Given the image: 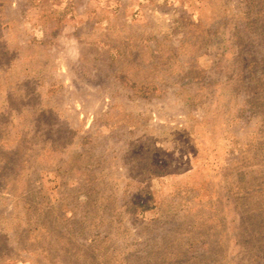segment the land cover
<instances>
[{
  "label": "rangeland",
  "instance_id": "374dc122",
  "mask_svg": "<svg viewBox=\"0 0 264 264\" xmlns=\"http://www.w3.org/2000/svg\"><path fill=\"white\" fill-rule=\"evenodd\" d=\"M0 264H264V0H0Z\"/></svg>",
  "mask_w": 264,
  "mask_h": 264
}]
</instances>
